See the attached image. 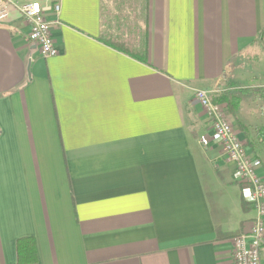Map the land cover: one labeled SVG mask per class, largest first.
<instances>
[{
  "label": "crops",
  "instance_id": "0c3cea01",
  "mask_svg": "<svg viewBox=\"0 0 264 264\" xmlns=\"http://www.w3.org/2000/svg\"><path fill=\"white\" fill-rule=\"evenodd\" d=\"M60 1L56 56L0 22V264H235L258 212L194 93L264 177V0Z\"/></svg>",
  "mask_w": 264,
  "mask_h": 264
},
{
  "label": "built area",
  "instance_id": "2783aa9c",
  "mask_svg": "<svg viewBox=\"0 0 264 264\" xmlns=\"http://www.w3.org/2000/svg\"><path fill=\"white\" fill-rule=\"evenodd\" d=\"M16 7L20 15L30 25L29 41L40 51L43 57L58 54L49 13L60 14V0H0V22L10 18V10ZM195 100L202 106L210 119L215 133L228 158L235 164L240 180L247 184L251 192V201L258 212L249 233L241 234L234 241L233 257L235 264H262L264 250V177L258 173L253 157L247 152L243 140L239 137L231 122L226 107L212 101L207 90L198 89Z\"/></svg>",
  "mask_w": 264,
  "mask_h": 264
},
{
  "label": "trees",
  "instance_id": "16d2710c",
  "mask_svg": "<svg viewBox=\"0 0 264 264\" xmlns=\"http://www.w3.org/2000/svg\"><path fill=\"white\" fill-rule=\"evenodd\" d=\"M264 38V29L258 36V39L263 40ZM129 52V51H128ZM131 54H136V56L141 57L140 59L146 60L147 52L138 51L136 53L129 52ZM228 106L231 109V103L228 102ZM249 142V141H247ZM246 142V144H247ZM238 235V234H237ZM221 236V234H220ZM224 236H236L234 234H224ZM39 261L37 243L34 237H22L17 240V262L15 264H34Z\"/></svg>",
  "mask_w": 264,
  "mask_h": 264
},
{
  "label": "rangeland",
  "instance_id": "374dc122",
  "mask_svg": "<svg viewBox=\"0 0 264 264\" xmlns=\"http://www.w3.org/2000/svg\"><path fill=\"white\" fill-rule=\"evenodd\" d=\"M117 17H118V16H117ZM110 21L113 22V23H116L117 25L119 24V18H117V19L111 18ZM123 23H124V22H123ZM105 37H106V39L109 38V34H108V32H106Z\"/></svg>",
  "mask_w": 264,
  "mask_h": 264
}]
</instances>
